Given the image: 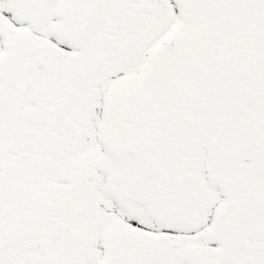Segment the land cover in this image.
I'll use <instances>...</instances> for the list:
<instances>
[{"label":"snow or ice","instance_id":"6c2138e0","mask_svg":"<svg viewBox=\"0 0 264 264\" xmlns=\"http://www.w3.org/2000/svg\"><path fill=\"white\" fill-rule=\"evenodd\" d=\"M0 264H264V0H0Z\"/></svg>","mask_w":264,"mask_h":264}]
</instances>
